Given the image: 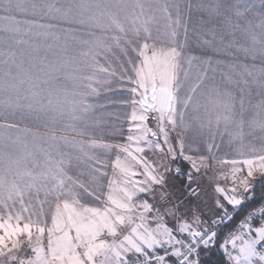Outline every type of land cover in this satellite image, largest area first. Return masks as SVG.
Wrapping results in <instances>:
<instances>
[{
	"label": "rangeland",
	"instance_id": "374dc122",
	"mask_svg": "<svg viewBox=\"0 0 264 264\" xmlns=\"http://www.w3.org/2000/svg\"><path fill=\"white\" fill-rule=\"evenodd\" d=\"M24 6L46 34L61 25V46L46 39L42 50L62 58V113L48 125L57 142L48 139L42 206L0 208V264H120L156 248L178 253L252 196L264 156L227 152L234 137L220 107L236 100L200 85L209 58H264V0ZM225 69L217 74L227 81L239 75ZM243 73L240 81L249 78ZM204 102L217 105L211 120L198 107ZM200 121L211 130L196 140L189 129ZM179 158L191 165L183 186ZM232 264H264V219L238 234Z\"/></svg>",
	"mask_w": 264,
	"mask_h": 264
},
{
	"label": "crops",
	"instance_id": "0c3cea01",
	"mask_svg": "<svg viewBox=\"0 0 264 264\" xmlns=\"http://www.w3.org/2000/svg\"><path fill=\"white\" fill-rule=\"evenodd\" d=\"M31 1L0 0V208L42 206L41 200L46 198L47 191L48 139L52 145L56 146L57 142L56 133L55 138L48 137L52 135L48 133V127L51 128L48 125H57L62 113V58H43L42 50L48 39L57 43L56 47L61 46L59 25L56 21L54 25L51 23L49 34L40 30L41 21L24 10V5ZM32 31H36L33 36ZM34 53L38 58H34ZM206 61L210 65L201 73H205L203 85L199 84L202 90L210 92L218 85L225 95L236 100L230 102V108L220 107L226 111L225 118L230 123L224 127L232 130L234 137L226 147L227 152L247 158L264 156V58H209ZM218 67L239 75L227 81L217 74ZM241 73L249 78L240 81ZM198 107L205 112L210 110L203 114L205 120L217 114L216 104L204 102ZM199 114L200 120L201 111ZM194 125L189 130L196 140L211 130L207 122H201L196 128Z\"/></svg>",
	"mask_w": 264,
	"mask_h": 264
},
{
	"label": "built area",
	"instance_id": "2783aa9c",
	"mask_svg": "<svg viewBox=\"0 0 264 264\" xmlns=\"http://www.w3.org/2000/svg\"><path fill=\"white\" fill-rule=\"evenodd\" d=\"M196 188L197 185L195 184L192 186L191 190ZM240 205L241 203L231 205V207L226 209L219 218L214 219L211 224L206 227V230H203L194 238L184 241L178 253L174 252V248H156L141 253L133 258L125 259L120 264H164L170 258H172L174 262L167 264H194L196 261H199L197 256L202 247L215 245L218 227L228 222L240 208ZM262 216H264V201L251 209L242 222L226 236L223 248L226 264H232V249L238 234L248 228L253 220Z\"/></svg>",
	"mask_w": 264,
	"mask_h": 264
},
{
	"label": "trees",
	"instance_id": "16d2710c",
	"mask_svg": "<svg viewBox=\"0 0 264 264\" xmlns=\"http://www.w3.org/2000/svg\"><path fill=\"white\" fill-rule=\"evenodd\" d=\"M98 2V0H95ZM88 2V0H87ZM94 0H90V4L92 6ZM103 4V1L100 2ZM89 7V6H88ZM193 21V20H192ZM200 20H197L193 23H198ZM188 25L190 21L187 20ZM58 24V23H57ZM60 26V34H61V25ZM58 28V27H57ZM61 44H62V36H61ZM175 165L181 168V173L175 176L179 183L183 186L188 182V172L190 170L191 165L186 160L179 158L175 160ZM264 201V174L261 178H259L252 189V196L249 197L246 201L241 202L240 208L234 213L233 217L226 223L220 225L218 227L216 233V243L213 246L202 247L198 252L199 264H226V260L224 258L223 248L224 241L226 236L232 232L239 223L245 218L248 212L260 205ZM231 207V206H229ZM264 216L253 220L250 224L253 227H258L261 225ZM248 226V227H250ZM247 229V228H246ZM245 229V230H246ZM172 259V258H170Z\"/></svg>",
	"mask_w": 264,
	"mask_h": 264
}]
</instances>
